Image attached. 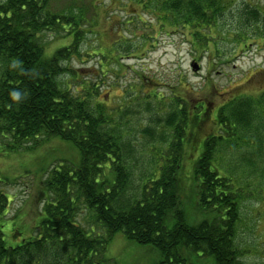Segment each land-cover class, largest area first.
<instances>
[{
    "label": "trees",
    "instance_id": "1",
    "mask_svg": "<svg viewBox=\"0 0 264 264\" xmlns=\"http://www.w3.org/2000/svg\"><path fill=\"white\" fill-rule=\"evenodd\" d=\"M134 1L158 16L152 26L155 30L159 27L161 32L189 33L198 51L207 49L211 42L215 45L208 38L227 6L226 0ZM49 2L0 0V149L32 151L58 138L72 143L79 158L46 170L40 181L43 207L32 233L23 234L20 244L8 245L0 224V264H113L108 249L117 235L150 249L154 256L148 264H249L237 233L242 202L255 189L250 182L240 183L235 164L222 165L218 148L225 144L224 148L233 146L239 153L244 147H252L249 154H243L248 167L244 168L250 174L258 170L250 154L263 152L264 133L241 132L253 128L256 116H261L264 92L228 98L216 112H208L209 103L205 101L195 106L203 109L194 110L178 84L169 102L159 97L164 93L150 95L152 99L144 105L150 111V122L142 133L153 142L159 140L161 146H156L154 168L136 188L133 175L139 149L132 142L128 123L123 122L133 109L118 112L123 119L120 121L115 111L108 112L106 104L98 99L97 81L92 79L79 90L64 80L66 72L80 77L70 61L81 54L92 24L74 7L58 13ZM241 14L245 19L239 24V33L246 32L252 26L251 17H255V35L263 32L264 36L261 10L247 6ZM46 32L61 36V43L51 52L43 41ZM249 39L239 36L245 45ZM144 41L134 46L126 38L121 48L126 53L133 48L144 50ZM113 48L120 54L118 61L122 52L119 47ZM14 91L20 93L19 99L13 98ZM160 104L167 110L160 112ZM210 114L221 131L201 137L199 128ZM249 134L259 141L255 147L246 142ZM187 148L197 150L195 157L188 158L193 152L187 154ZM188 160L187 166L194 168L192 192L185 200L182 173L185 175ZM9 181L8 177L0 178V221L6 220L9 211L10 199L5 191ZM189 198L200 206L202 219L190 222L186 209ZM82 207L90 210L103 231L78 220Z\"/></svg>",
    "mask_w": 264,
    "mask_h": 264
},
{
    "label": "rangeland",
    "instance_id": "2",
    "mask_svg": "<svg viewBox=\"0 0 264 264\" xmlns=\"http://www.w3.org/2000/svg\"><path fill=\"white\" fill-rule=\"evenodd\" d=\"M226 2L224 16H220L218 26H214L212 37L208 38L212 39L215 45L211 42L203 51L197 50L195 38L189 33L182 30L161 32L159 27L155 30L152 26L158 22V16L142 8L141 4L134 0L49 2L55 12L62 13L74 7L76 13H85L87 19L91 20L92 27L81 45L82 55L70 61L71 67L80 77H72L70 72L63 74V77L68 83H72L73 89L79 90L86 87V82L92 79L97 81L98 99L106 104L108 112L110 109L115 111L116 119H124L123 122L128 123L132 142L139 149L136 156V162H139L134 165L133 175V186L136 188L142 178L154 168L157 160L156 146H161L159 140L153 142L142 133V129L150 122V111L144 107L145 101L152 99L150 95L164 93L159 97H162L165 103L169 102L176 93L175 87L178 84L179 90L186 93L194 110L203 109L204 107L195 106L200 105V101H205L206 105L209 103V112L215 111L218 105L224 104L233 96L244 93L259 96L264 92V36L263 32L259 36L255 35V17H251L252 26L246 32L239 33V24L245 19L241 14L242 9L249 6L261 10L264 14V0ZM162 3L159 1V4ZM241 35L249 36L248 45L240 42ZM149 36L152 37L147 40ZM126 38H129L134 46H139L145 39L144 50H140V47L138 50L133 48L129 53L124 52L121 47H124L122 45L125 44ZM60 39L61 36L56 33L46 32L43 41L47 51L51 52L59 45L62 41ZM114 46L119 47L122 52L118 61L116 59L120 54L114 50ZM211 58H214L212 62ZM213 62L215 63L211 65ZM193 63L200 65L198 70H194ZM136 97L139 99L136 100ZM153 103L157 104V101L153 99ZM159 106L163 108L160 112L167 110L162 104ZM125 109L133 110L122 119L118 112H128L124 111ZM260 110L261 116H256L254 127L252 123L253 128H245L241 133H264V103ZM214 119L210 114L200 126L199 136L221 131ZM246 142L254 143L255 147L259 141H255L254 136L249 134L246 135ZM224 147L227 146L223 144L218 148L222 165L235 164L236 169L239 167L237 177L240 183L250 182L252 189H255L254 194L242 202L243 215L237 233L239 246L246 250V262L264 264V150L258 155L250 154L258 165V170L250 174L245 171L244 167L247 165L243 154H249L248 149L252 150V147H244L239 153L233 146L228 149ZM186 151L187 154L193 152L188 158L195 157L197 152L189 148ZM78 158L79 153L75 146L58 138L46 141L32 151L6 152L0 149V178H10L5 186L10 199L9 211L6 220L0 221L8 245L16 246L22 241L23 234L27 236L32 233L35 219L44 203L40 181L45 177L46 170L65 160L78 161ZM188 163L189 160L183 169L185 175L182 173V195L185 200L192 192L194 168L187 166ZM21 173L23 174L20 175ZM187 202L190 222L202 219L204 213L199 210L200 206H196L195 199L189 198ZM78 220L89 228L103 231L102 227L94 222L87 208H81ZM19 231L23 233L19 235ZM108 254L114 259L113 264H148L151 255L154 256L150 249L128 241L123 235L115 237L109 246ZM158 258L159 255L155 259L153 257V261Z\"/></svg>",
    "mask_w": 264,
    "mask_h": 264
},
{
    "label": "clouds",
    "instance_id": "3",
    "mask_svg": "<svg viewBox=\"0 0 264 264\" xmlns=\"http://www.w3.org/2000/svg\"><path fill=\"white\" fill-rule=\"evenodd\" d=\"M12 96H13L14 99H19V98H20V93L17 92V91H14V92L12 93Z\"/></svg>",
    "mask_w": 264,
    "mask_h": 264
},
{
    "label": "water",
    "instance_id": "4",
    "mask_svg": "<svg viewBox=\"0 0 264 264\" xmlns=\"http://www.w3.org/2000/svg\"><path fill=\"white\" fill-rule=\"evenodd\" d=\"M199 66L200 65L198 63H193L192 64V67L194 68V70H198Z\"/></svg>",
    "mask_w": 264,
    "mask_h": 264
}]
</instances>
